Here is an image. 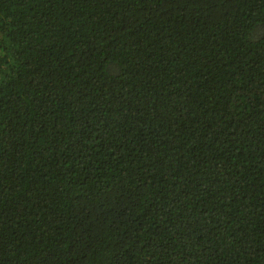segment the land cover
Returning a JSON list of instances; mask_svg holds the SVG:
<instances>
[{
    "label": "trees",
    "instance_id": "obj_1",
    "mask_svg": "<svg viewBox=\"0 0 264 264\" xmlns=\"http://www.w3.org/2000/svg\"><path fill=\"white\" fill-rule=\"evenodd\" d=\"M0 264H264V0H0Z\"/></svg>",
    "mask_w": 264,
    "mask_h": 264
}]
</instances>
